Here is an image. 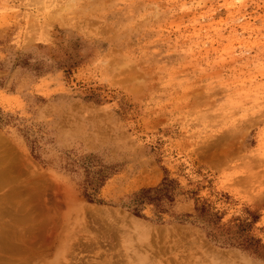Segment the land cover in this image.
<instances>
[{"label":"rangeland","instance_id":"rangeland-1","mask_svg":"<svg viewBox=\"0 0 264 264\" xmlns=\"http://www.w3.org/2000/svg\"><path fill=\"white\" fill-rule=\"evenodd\" d=\"M0 264H264V0H0Z\"/></svg>","mask_w":264,"mask_h":264},{"label":"bare ground","instance_id":"bare-ground-1","mask_svg":"<svg viewBox=\"0 0 264 264\" xmlns=\"http://www.w3.org/2000/svg\"><path fill=\"white\" fill-rule=\"evenodd\" d=\"M2 144V143H1ZM179 246V245H178ZM175 250V249H174ZM178 250V249H177ZM185 263H187L186 261H185Z\"/></svg>","mask_w":264,"mask_h":264},{"label":"trees","instance_id":"trees-1","mask_svg":"<svg viewBox=\"0 0 264 264\" xmlns=\"http://www.w3.org/2000/svg\"><path fill=\"white\" fill-rule=\"evenodd\" d=\"M146 192H150V191H146Z\"/></svg>","mask_w":264,"mask_h":264}]
</instances>
